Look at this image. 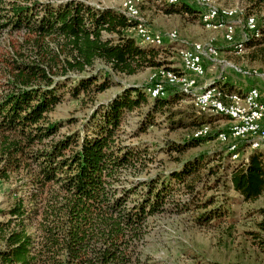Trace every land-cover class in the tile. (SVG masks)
<instances>
[{
  "label": "trees",
  "instance_id": "1",
  "mask_svg": "<svg viewBox=\"0 0 264 264\" xmlns=\"http://www.w3.org/2000/svg\"><path fill=\"white\" fill-rule=\"evenodd\" d=\"M180 2L168 3L166 13H178L174 6ZM247 2V16L260 18L242 47L251 63L264 67V0ZM180 9L194 11L185 2ZM135 25L121 9L84 0H0V181H13L16 194L0 209V264H147L141 247L149 218L168 212L172 181L187 188L185 208L176 209L192 204L201 228L219 224L232 201L264 199V146L251 148L229 170L228 187L240 199L210 194L198 203L195 174L203 158L162 177L138 178L152 158L122 138L126 113L144 110L129 132L137 137L155 114L183 120L185 113L171 105L188 94L175 87L169 95L174 87L167 86L164 96H150L149 85H129L95 105V95L112 86V75L165 68L158 60L162 46L140 45L130 31ZM215 81L223 92L240 93L229 82ZM66 95L92 103L78 129H69L74 119L51 116ZM208 137L192 135L175 149ZM247 213L256 217L242 232L251 249L214 264H264V204Z\"/></svg>",
  "mask_w": 264,
  "mask_h": 264
},
{
  "label": "rangeland",
  "instance_id": "2",
  "mask_svg": "<svg viewBox=\"0 0 264 264\" xmlns=\"http://www.w3.org/2000/svg\"><path fill=\"white\" fill-rule=\"evenodd\" d=\"M84 1L94 6L113 7L121 10L124 5H131L137 9L139 18L145 22L149 30L158 33H151V35L167 38L166 36L169 34H174L175 40H165L162 47L160 46L161 53L158 60L163 63L160 67L173 68L175 71L182 72L184 69L177 53L180 47L195 43L212 45L217 48V59L214 61L205 60L204 73L207 74L204 75L205 79L208 77V79L216 80L215 82L219 83L228 82L231 78L242 79L244 82L241 83L240 93L245 92L253 85L257 87L256 84H262L261 87L263 88L264 76L261 75H264V67L248 60L249 49L234 50L233 46L226 42L223 37L224 26L207 27L200 22L199 16L202 8L197 2L201 0H179L181 2L174 6V8H179L178 13H166L170 8L167 0ZM182 2L188 4L194 11L185 12V10H181ZM206 2L216 8L232 9L236 12L228 21L233 23V40L235 42L241 41L244 37L246 38L247 34H250L244 27L248 17H252L254 21L260 18L258 13H254V16H247L249 15L246 9L247 0H206ZM130 31L138 39L140 45L152 46L149 41L142 42L139 35L134 34L137 31L133 27ZM159 70L160 68L149 67L131 76L112 75V86L95 95V105L106 103L123 87L129 85L152 86L151 84L154 82L151 80L158 76ZM247 78H257L262 80L260 81L262 83L253 81V79L246 81ZM201 79L198 78V82ZM162 80L163 77L160 74V81ZM206 86L218 87L214 83ZM202 88L200 85L198 90ZM173 89L175 87L168 89L167 94L174 93ZM185 94L188 96H179L171 105L172 110L185 113L186 116L183 120L178 121L180 119L178 114L173 116L172 121H169L165 116L155 114L152 120L147 123L144 131L139 133L137 137L130 138L129 132L135 128L136 123L140 120L138 113L144 110L126 113L120 126L124 131L122 138L125 142L139 144L140 148H146L147 153L152 158L147 166L140 171L138 178L143 179L147 174L162 177L165 172L178 171L187 162H194L203 158V161L198 164L195 174L196 179L200 180L197 184L200 191L196 197L198 203L210 194H217L221 198L228 196L240 199V196L228 187L230 185L228 182L229 170L237 162L246 158L252 148L250 142H254L256 139L233 142L219 140L217 138L218 133L225 131L230 124L228 118L223 115H214L217 113L199 112L193 106V101H196L195 95L192 93ZM92 108V103H88V100L70 99L66 95L56 105L51 116L55 119H74L76 122L71 124L69 129H78L85 122ZM202 124L207 125L205 127L206 133L203 135L208 134L210 137L197 145L187 146L181 151L175 149L176 145H183L188 137L200 129L198 127H201ZM64 130V128L61 129V131ZM168 141L173 143L170 148H167L165 144ZM231 143H235L233 148L229 147ZM238 148H240L239 153L236 151ZM262 152L264 154V148ZM210 169L213 171L212 175L209 174ZM215 180H218L219 183L214 189L209 190L208 188L214 185ZM14 186L13 181H0V209L7 208L16 197V194L12 192ZM186 189L176 181H172L167 193L170 204L168 212L149 218L150 232L141 247L144 262L148 261L147 264H214L231 259L239 254L242 249L244 250L246 246L248 247L243 241L242 232L253 225V220L256 217H248L247 212L254 206L264 204V199L255 204L241 201L227 203L229 211L218 222L219 224L216 223L217 225L211 228H201L193 221V215L196 211L192 208V204L187 207L189 209L181 210V212L176 209V204L185 208L188 197ZM0 219H2L1 216Z\"/></svg>",
  "mask_w": 264,
  "mask_h": 264
},
{
  "label": "bare ground",
  "instance_id": "3",
  "mask_svg": "<svg viewBox=\"0 0 264 264\" xmlns=\"http://www.w3.org/2000/svg\"><path fill=\"white\" fill-rule=\"evenodd\" d=\"M169 3H176L179 0H167ZM200 2L205 5L209 11H212L217 17L220 18H227L229 21L236 12L234 10L230 9H223V8H216L214 6H210L206 0H201ZM130 9V14L126 13ZM128 18L132 19L135 21L136 25L134 29L137 31V33L142 32V20L138 16V11L131 5H124V7L121 10ZM209 11H200V22L207 26V27H212L215 25H218L216 23V18L213 17V15H210ZM133 16V17H130ZM255 24V21L253 20L252 17H248L245 20L244 27L247 30V32L251 33V27H253ZM255 32V31H252ZM234 30L232 29H225L223 33V37L226 41L233 40V34ZM138 35V34H137ZM171 38H164V37H158V36H153L151 33H148V37H140L142 42L149 41L152 46H162L165 40H175V35L174 34H169ZM167 37V36H166ZM179 44V42H178ZM210 45H203V44H191L189 46H182L180 47L177 51L179 52V56H182L183 59H185V63H192L193 61H197L200 57V51L206 50L207 47ZM234 49V48H233ZM242 44L240 45L239 49H234V50H242ZM217 50H212L211 51V58H213V61L217 59ZM182 65V63H181ZM183 67L182 72L174 71L171 69H166V68H161L163 73H161L163 80L162 82H170L174 78V86H182V80L187 79V69L186 67ZM197 71L198 73H204L205 68H204V62H197ZM152 86L147 87L146 91L150 96H162L163 94H158L155 92V83L151 84ZM170 87V83H162V91H166V87ZM199 83L197 84V88L195 87H188V88H181L180 90L183 93H192L195 95L196 101H201L203 100L204 97H207V91H210L211 89H219L220 92H223L219 87H209L205 86L201 90H198ZM234 100L241 101L243 102L241 104L240 108V116H247V115H252L255 114L256 110V102H255V97H254V91L247 89L243 93H228V96H226V105H233ZM220 115H223V113H217ZM207 125H201V127L197 132L195 131L193 133V136H201L206 133L205 127ZM253 136L256 141L250 142V146L253 147H259V146H264V141H263V131H255L253 133V128H243L240 129L239 132L237 133V140H248L251 139ZM236 138V131H233V129H226L225 131H221L218 133V139L221 141H227V142H233L235 141ZM256 142V143H255ZM233 143L230 144V148L232 147Z\"/></svg>",
  "mask_w": 264,
  "mask_h": 264
},
{
  "label": "built area",
  "instance_id": "4",
  "mask_svg": "<svg viewBox=\"0 0 264 264\" xmlns=\"http://www.w3.org/2000/svg\"><path fill=\"white\" fill-rule=\"evenodd\" d=\"M197 3L199 4L200 8L203 9V11H209V9L205 5H203L202 2ZM209 12L210 15H213V17L216 18V23L218 25L224 26V29L234 30L233 23L228 22L227 18L217 17V15H215L212 11ZM126 13L130 14V9L126 11ZM252 31H257L256 24L251 27V32ZM148 33L156 32H152L151 30H149V27L145 24L144 21H142V32L134 34H138L140 37L147 38ZM167 38L171 37L167 36ZM244 39L245 37L238 42H235V40H230L226 42L231 44L234 49H239ZM212 50H217V48L210 45L206 48V50L200 51L199 59L197 61H193L192 63H185V59H183L182 56H179V52L177 51L182 66L186 67L187 69V79L182 80V86H174V76L172 81L162 82L160 81V74L163 73L164 70L160 68L158 76L151 80V82L155 83V92L158 94H166V91H162V83H170V87H177L179 89L188 87H195L196 89L197 84L199 83L198 78H202L205 75V73H198L197 62H205V60L213 61V58H211ZM250 90L254 91V97L256 102L255 114L252 115L240 116V108L241 104L243 103L241 101L234 100L233 105H226V96H228V93L220 92L219 89H211L210 91H207V97H204L201 101H193V106L198 111L203 113H223V116L227 117L230 123L227 129H233V131H236L235 141L237 140V133L240 129L243 128H253V133L255 131H263L264 141V101L260 99V92L257 87H250ZM251 140H253V136L251 137ZM234 144L231 148L234 147Z\"/></svg>",
  "mask_w": 264,
  "mask_h": 264
},
{
  "label": "crops",
  "instance_id": "5",
  "mask_svg": "<svg viewBox=\"0 0 264 264\" xmlns=\"http://www.w3.org/2000/svg\"><path fill=\"white\" fill-rule=\"evenodd\" d=\"M207 75V74H206ZM205 75V76H206ZM205 76L202 77L201 81H199V86L201 85V87H204L206 86L207 84H210L212 83L214 80H211L210 78L208 79V77H206L205 79ZM262 77L264 75H261ZM250 79H253V78H247L246 81H250ZM203 80V81H202ZM253 81H258L259 83H262L260 81V79H257V78H254ZM235 89H238V90H241L242 89V86H241V83H243L244 81L241 79H238V78H231L230 81H228ZM203 83V84H202ZM260 85V86H259ZM262 84H256V86L259 88V91H260V99L262 101H264V85H263V88L261 87ZM255 86V85H253ZM247 90V89H246ZM245 91V90H244Z\"/></svg>",
  "mask_w": 264,
  "mask_h": 264
}]
</instances>
